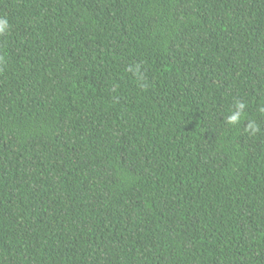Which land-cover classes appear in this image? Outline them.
<instances>
[{
	"label": "trees",
	"instance_id": "16d2710c",
	"mask_svg": "<svg viewBox=\"0 0 264 264\" xmlns=\"http://www.w3.org/2000/svg\"><path fill=\"white\" fill-rule=\"evenodd\" d=\"M0 27V264H264V0H0Z\"/></svg>",
	"mask_w": 264,
	"mask_h": 264
},
{
	"label": "clouds",
	"instance_id": "9594fccd",
	"mask_svg": "<svg viewBox=\"0 0 264 264\" xmlns=\"http://www.w3.org/2000/svg\"><path fill=\"white\" fill-rule=\"evenodd\" d=\"M0 30H2V27H0ZM241 107H243V106L241 105ZM236 118L237 117L235 115H233L232 117L229 118L230 122H234L236 120Z\"/></svg>",
	"mask_w": 264,
	"mask_h": 264
}]
</instances>
